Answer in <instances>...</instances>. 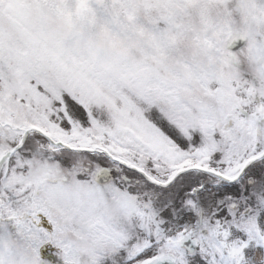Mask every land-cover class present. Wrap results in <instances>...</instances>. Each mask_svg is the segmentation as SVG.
Masks as SVG:
<instances>
[{
	"label": "snow or ice",
	"instance_id": "6c2138e0",
	"mask_svg": "<svg viewBox=\"0 0 264 264\" xmlns=\"http://www.w3.org/2000/svg\"><path fill=\"white\" fill-rule=\"evenodd\" d=\"M0 264H264V0H0Z\"/></svg>",
	"mask_w": 264,
	"mask_h": 264
}]
</instances>
